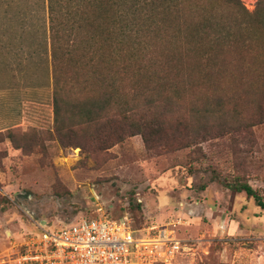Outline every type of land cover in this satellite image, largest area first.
<instances>
[{
	"label": "rangeland",
	"instance_id": "1",
	"mask_svg": "<svg viewBox=\"0 0 264 264\" xmlns=\"http://www.w3.org/2000/svg\"><path fill=\"white\" fill-rule=\"evenodd\" d=\"M242 3L250 14L257 6ZM145 5L133 10L134 42L136 57L150 59ZM49 26V0H0V264H13L40 228L97 216L128 215L135 229L177 223L183 250L175 264H230L235 252L256 248L227 240L223 227L237 216L249 225L258 207L220 182L241 176L264 199V38L249 52L226 54L231 66L214 86L197 77L172 82L168 110L184 125L168 142L187 147L149 150L136 135L99 150L83 133L57 131ZM73 90L68 83L66 101L84 96ZM204 108L213 114L198 113Z\"/></svg>",
	"mask_w": 264,
	"mask_h": 264
},
{
	"label": "trees",
	"instance_id": "2",
	"mask_svg": "<svg viewBox=\"0 0 264 264\" xmlns=\"http://www.w3.org/2000/svg\"><path fill=\"white\" fill-rule=\"evenodd\" d=\"M141 2L148 6L150 59L136 57L133 10ZM49 21L58 133H83L99 150L140 135L149 150L176 151L187 146L168 142L184 125L171 120L168 88L196 77L200 86H214L221 67L231 66L226 54L249 52L264 38V0L251 14L242 0H49ZM68 83L84 96L66 101ZM198 113L207 118L213 111ZM220 184L264 210L262 195L245 178Z\"/></svg>",
	"mask_w": 264,
	"mask_h": 264
},
{
	"label": "built area",
	"instance_id": "3",
	"mask_svg": "<svg viewBox=\"0 0 264 264\" xmlns=\"http://www.w3.org/2000/svg\"><path fill=\"white\" fill-rule=\"evenodd\" d=\"M177 225L135 229L128 215L81 218L26 236L13 264H175L183 250Z\"/></svg>",
	"mask_w": 264,
	"mask_h": 264
},
{
	"label": "crops",
	"instance_id": "4",
	"mask_svg": "<svg viewBox=\"0 0 264 264\" xmlns=\"http://www.w3.org/2000/svg\"><path fill=\"white\" fill-rule=\"evenodd\" d=\"M237 220V222L232 223V227L229 224L223 227L225 229L223 230L224 233L226 232V226L228 228L229 239L227 240H253L256 241V248L252 250L242 248L235 252L234 257L229 260V263L248 264L249 260L247 256H251L254 258L252 264H264V210H261L259 207L255 209L249 216L251 222L249 225L238 216Z\"/></svg>",
	"mask_w": 264,
	"mask_h": 264
}]
</instances>
